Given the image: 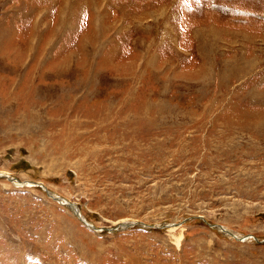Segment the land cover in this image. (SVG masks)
<instances>
[{
  "label": "rangeland",
  "instance_id": "374dc122",
  "mask_svg": "<svg viewBox=\"0 0 264 264\" xmlns=\"http://www.w3.org/2000/svg\"><path fill=\"white\" fill-rule=\"evenodd\" d=\"M0 264H264V0H0Z\"/></svg>",
  "mask_w": 264,
  "mask_h": 264
},
{
  "label": "water",
  "instance_id": "95a60500",
  "mask_svg": "<svg viewBox=\"0 0 264 264\" xmlns=\"http://www.w3.org/2000/svg\"><path fill=\"white\" fill-rule=\"evenodd\" d=\"M7 180L10 181V182H15L16 179L14 178H8L7 177ZM46 194L48 195V197H50L52 200L56 201V202H59L60 201V198L59 197H55L53 196L50 191L46 190ZM68 209H70L72 211V213H74V215H76V217H80V215L78 214V208L73 204V203H68L67 205ZM83 223L84 225H86L88 228L92 229V230H95L96 231V228H94L92 225H89L88 223H86L84 220H83ZM136 225H142L141 223H136V222H133V223H121L117 226L116 229H120V230H126L128 228H131V227H134ZM218 228L222 229V226H217ZM227 235H230L232 236L229 232L227 231H224ZM234 239L236 240H240L242 241V239H238L234 236H232Z\"/></svg>",
  "mask_w": 264,
  "mask_h": 264
},
{
  "label": "bare ground",
  "instance_id": "6f19581e",
  "mask_svg": "<svg viewBox=\"0 0 264 264\" xmlns=\"http://www.w3.org/2000/svg\"><path fill=\"white\" fill-rule=\"evenodd\" d=\"M37 185H39V184H37ZM41 187H42V185H41ZM44 188V190L46 191L47 189L45 188V187H43ZM51 193V192H50ZM52 194V193H51ZM53 196H55L54 194H52ZM56 197V196H55ZM61 204H63V205H68V203H63V201L61 200V198H60V201H59ZM78 214L80 215V217H78L82 222H83V220L86 222V220L82 217V215H81V213H80V211L78 210ZM87 223V222H86ZM97 230V229H96ZM222 230H224L223 228H222ZM225 231V230H224ZM228 232V231H227ZM230 233V232H229ZM232 236H234L233 234H231ZM235 237V236H234ZM243 241H244V239H242Z\"/></svg>",
  "mask_w": 264,
  "mask_h": 264
}]
</instances>
